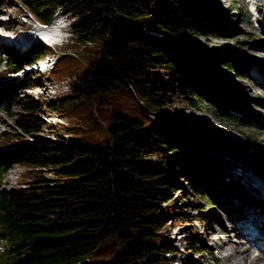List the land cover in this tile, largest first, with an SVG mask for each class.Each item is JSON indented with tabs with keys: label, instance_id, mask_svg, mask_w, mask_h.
Wrapping results in <instances>:
<instances>
[{
	"label": "trees",
	"instance_id": "1",
	"mask_svg": "<svg viewBox=\"0 0 264 264\" xmlns=\"http://www.w3.org/2000/svg\"><path fill=\"white\" fill-rule=\"evenodd\" d=\"M19 2L44 23L57 11L72 15L73 40L95 49L79 56L64 51L54 68L60 61H80L82 69L71 77L70 91L48 101L22 98L20 92L34 86L33 79L13 75L52 47L34 45L6 61L0 54L5 65L0 68V107L11 110L19 101L23 106L0 130V264H173L168 254L176 247L160 233L171 218L173 193L183 189L203 195L205 177L214 180L226 156L253 171L264 169L253 156L183 130L168 109L173 80L193 104L211 103L233 118L230 102L222 97L229 91L238 94L239 87L226 77L218 79L215 65L222 59L227 73H236V55L208 51L194 34L231 36L228 17L235 12L219 0H165L158 16L157 0ZM142 26L164 34L152 36ZM163 68L169 71L167 79ZM85 106L97 123L91 132L72 130L67 143L39 136L44 127L39 110L50 107L65 114ZM149 136L165 152L153 165L145 164ZM247 141L256 144L249 135ZM206 145L216 152H205ZM14 165L27 167L21 181L30 177L31 183L5 190L1 178ZM44 168L54 173L52 183L36 172ZM198 211L201 221L209 219ZM111 238L118 254L109 261L91 258ZM187 246L213 253L199 234L189 237Z\"/></svg>",
	"mask_w": 264,
	"mask_h": 264
},
{
	"label": "rangeland",
	"instance_id": "2",
	"mask_svg": "<svg viewBox=\"0 0 264 264\" xmlns=\"http://www.w3.org/2000/svg\"><path fill=\"white\" fill-rule=\"evenodd\" d=\"M219 2L221 6L227 8L228 12H235L234 15H229L228 17V22L231 24L234 33L228 37L201 33L194 35L208 51H213L222 56H229L233 51L236 55L235 63L238 68L236 73H227V65L222 59L215 65L218 79L226 77L228 81L233 84L236 83L239 87L240 91L238 94L229 91L222 97L230 102L229 111L232 112L233 118L228 119L222 115L219 109L211 103L201 102L193 104L187 97H184L176 90V84L173 80L169 81L171 102L168 104V109L172 117L182 123L183 126L180 127L183 130H192L196 132L195 136L200 135L202 138L216 140L224 144L227 149L236 148L241 153V156L246 158L253 156L257 162L262 163L264 166V84L255 81L257 76H264V0H219ZM164 5L165 0H157L155 6L156 16L159 15ZM53 16L56 19L62 18L63 22L59 28L58 38L50 40L49 44H47L40 38L31 37L24 45L26 48L34 45L48 46L52 47L54 51L46 52L39 59L44 63L43 70L35 69L31 71L28 69L29 71L23 72V70L13 75V77L17 75L28 76L33 79L34 87L29 88L25 92H20L22 98L30 95L35 99L40 98L48 101L70 91L74 85L71 77L78 74L79 70L82 69L80 61H60L55 68L54 65L64 56L65 52L79 56L85 51L92 52L95 49L94 45L90 43H78L73 40L71 24L74 18L72 15L57 11ZM38 22L39 20L35 15L26 6L22 5L19 0H0L1 35H3L2 33L15 35L24 30L23 28L38 25ZM140 29L152 36H163L164 34L155 27L144 28L142 26ZM73 41L76 44L72 46L66 45ZM0 45V54L3 61L12 60L14 55L23 51L22 49L24 48V46H18L15 43L11 47L5 42ZM254 50L257 52L253 53L255 52ZM51 57L54 58V63L49 65ZM4 66V64L0 63V68ZM161 73L165 79L170 75L167 68H163ZM38 75H41L40 79H37ZM43 91L45 92L43 93ZM20 111H23L20 101L15 102L11 110L0 107V130L13 123L16 114ZM38 115L44 120V127L39 136L43 139L56 140L57 142H69L74 137L72 130L81 129L84 132H91L97 125L89 106H85L79 111L65 114L56 109L45 107V109L38 111ZM248 135L256 140L255 145L251 146L248 144ZM147 143L150 146L151 153L147 155L148 159H146L145 164L153 165L160 160V157L165 152L160 149L154 137L149 136ZM203 148L208 154L216 152L208 145L203 146ZM203 148L201 149L203 150ZM225 159L220 163L221 168L219 169L218 167L213 175L216 180L205 177L207 185H205L203 195L197 196L183 189L176 190L173 193L170 201L173 205L168 209L171 218L160 232L161 237H164L176 247L174 252L168 254L173 264H189V262L196 264L206 262L210 264L235 263L233 257L228 260L220 258L221 254L228 251L222 248L220 242L221 239H224L226 224L228 223L230 226L233 224L230 217L238 210L236 207H232L231 204L228 207L218 204L215 194L220 189L221 179L241 181L250 191L253 190L251 184L255 185V182H259L264 187V182L262 181L264 179V169L261 173L262 175H259L258 172L251 171L238 160L233 162L234 159L232 160L227 156ZM27 170V167L23 165L12 166L3 173L1 187L7 190L31 183L30 177H25L24 181H21ZM37 171H39L40 178L43 177L44 180H48L50 183L53 182L50 177L54 173L50 168L37 169ZM212 181L214 184L217 182V186H212ZM244 191L246 190L244 189ZM253 193L255 194V192ZM236 199L234 200L235 203H237ZM198 208L203 210L205 216H208L209 219L207 221L200 220L201 215ZM256 209L258 207L253 210ZM215 212L220 214V219L214 217ZM195 234H199L204 239L206 245L213 253L206 251L194 252L188 249V238ZM256 249L259 250L258 247ZM117 254L116 239L111 238L102 243L96 252L91 255V258L98 261H109Z\"/></svg>",
	"mask_w": 264,
	"mask_h": 264
},
{
	"label": "bare ground",
	"instance_id": "3",
	"mask_svg": "<svg viewBox=\"0 0 264 264\" xmlns=\"http://www.w3.org/2000/svg\"><path fill=\"white\" fill-rule=\"evenodd\" d=\"M38 23V25L23 28L24 30H21L15 35L0 34V44H3L4 41H11L18 46H24L31 37L40 38L45 42H49L54 38H58L59 28L63 22L62 18H53L48 23L40 21ZM254 51L255 52L253 53L257 52L256 50ZM255 81L264 84V76H257ZM221 181L220 189L217 194H215L218 204L225 207H228L231 204L232 207H237L239 212L235 215L232 214L233 217H230V220L233 222L231 226L228 223L226 224L224 239H221L220 245L228 251L221 254L220 258H226L228 260L230 257H233L235 259L234 264H264V208L259 214L258 202L255 201L251 192L247 190L246 186L241 181H231L226 179H221ZM262 181L264 182V179H262ZM251 185L264 192V187L261 186L259 182H255V185L252 183ZM244 189L246 191H244ZM261 196H263V194ZM235 198H237V203L234 202ZM257 207L258 209L253 210ZM214 217L220 219V214L215 212ZM234 219L238 220L237 223ZM243 223H249L251 229L247 231L244 226L241 225ZM252 228L257 230L253 235H251V232H253ZM260 240L261 244L257 245L259 248L258 250L255 246ZM227 264L232 263L229 262Z\"/></svg>",
	"mask_w": 264,
	"mask_h": 264
},
{
	"label": "built area",
	"instance_id": "4",
	"mask_svg": "<svg viewBox=\"0 0 264 264\" xmlns=\"http://www.w3.org/2000/svg\"><path fill=\"white\" fill-rule=\"evenodd\" d=\"M45 62H46V60H44ZM41 62H43V61H41ZM58 139V138H57Z\"/></svg>",
	"mask_w": 264,
	"mask_h": 264
}]
</instances>
